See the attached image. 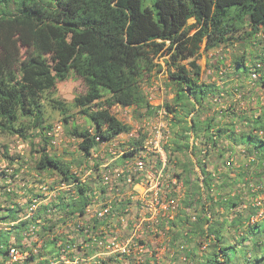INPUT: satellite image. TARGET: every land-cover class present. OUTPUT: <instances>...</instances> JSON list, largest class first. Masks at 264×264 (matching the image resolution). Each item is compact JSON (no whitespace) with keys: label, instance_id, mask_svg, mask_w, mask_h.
<instances>
[{"label":"trees","instance_id":"trees-1","mask_svg":"<svg viewBox=\"0 0 264 264\" xmlns=\"http://www.w3.org/2000/svg\"><path fill=\"white\" fill-rule=\"evenodd\" d=\"M260 35H264V0H0V136L39 138L36 153L40 160L36 168L73 180L72 164L47 152L53 126L45 125V107L62 115L67 133L80 141L83 153L90 155L100 141L131 133L132 126L113 113L115 107H135L139 117L161 109L151 105L146 87L162 70L158 59H164L173 94L171 102L164 104L174 117L170 125L174 137L167 147L170 170L187 187L182 210L172 223L177 236L174 246L185 241L189 217L184 209L190 203L200 205L201 211L189 232L198 240V250L206 245L197 258L186 250L181 264H257L264 260V253L261 258L252 259L234 254L246 242L252 244L254 251L264 252L262 238L250 237L252 233H264V225L244 223V214L234 201L222 203L226 210L235 208L229 218L231 226L227 225L228 219L218 216L215 205L210 208L211 217L205 214L199 178L193 173L199 152L192 148L191 136L200 138L203 131L208 133L214 126H222V120L230 116L233 118L225 126L233 132L237 125L264 131V111L258 117H244L231 110L221 115L212 113L211 99L221 90L201 81L199 63L203 52L226 50L233 45L246 48L256 43ZM246 61L244 53L234 59L247 75L250 67ZM259 61L264 65V56ZM261 73L260 83L264 86V68ZM72 74L85 86V92L75 97L73 107L88 121V128L77 125L70 108L58 97V82L68 80ZM138 110L145 112L142 115ZM239 138L250 142L264 156V137L251 132ZM4 149V158L10 164L15 162L8 148ZM261 160L259 170L264 172ZM7 177V172L0 170V179ZM210 183V177L204 178L206 186ZM79 189L85 192L84 187ZM208 199L211 201L212 197ZM86 200L82 195V207ZM17 213L18 210H11L14 221L19 220ZM226 226L231 229L227 237ZM29 227L30 221L25 220L13 230L18 235ZM42 229L46 235L41 233L45 241L43 259L31 256L27 264H63L59 262L64 247L59 246L62 237L52 235L51 226ZM11 247L24 248L20 242L11 244L9 234H0L2 264L8 261ZM118 263L116 257L101 262Z\"/></svg>","mask_w":264,"mask_h":264},{"label":"built area","instance_id":"built-area-1","mask_svg":"<svg viewBox=\"0 0 264 264\" xmlns=\"http://www.w3.org/2000/svg\"><path fill=\"white\" fill-rule=\"evenodd\" d=\"M260 36L264 38V35ZM248 66L250 73L244 76L243 82L231 88L227 82L240 78L235 65L223 62L217 67L209 66L206 71L208 81L204 83L215 84L221 90L211 99L213 112L221 115L227 110L232 111L253 94L251 100L259 103L255 117L262 114L264 86L260 81L264 65L257 61ZM231 75L235 76L231 78ZM226 97H232L233 102H224ZM127 109L122 106L114 108L116 113ZM232 113L235 114L236 110ZM170 117L165 108L144 116L141 123L134 126L135 133L143 137L139 145H129L118 136L110 141H100L90 155L82 152L83 168L71 173L73 180L62 177L57 187L44 182L40 175L35 176V184L24 182L17 191L9 186V193L19 195L28 202L19 222L30 221V227L24 233L30 246L22 249L11 247L5 264H27L31 256L39 261L43 259L41 253L45 241L41 238V230L45 224H41L42 216H38L41 211L43 215L57 211L62 214L59 221L63 227L58 235L62 237L59 246H64L59 259L63 264H101L110 257L132 259L135 264H158L160 255L167 251L166 241L174 235L172 223L182 210L187 192L183 181L170 170L167 151L172 139ZM250 129L249 126H234L233 132L227 126H214L210 132L204 133L207 134L206 139L191 136V146L199 152L194 159L196 166L193 172L199 173L202 178L204 212L208 217H211V206L215 205L218 216L222 218V203L234 201L239 204L238 209L243 212L245 223L264 225V172L259 170L264 156L253 148H250L251 151L248 148L234 149L236 138L243 133L252 132L260 138L264 137V131ZM62 130L61 125H56L49 132L53 138L51 145L60 141L58 138ZM238 155L243 157L241 163ZM234 170L239 172L232 176L234 182L224 191L223 174L232 175ZM206 177L211 179L208 186L204 184ZM81 187H84V193L80 191ZM82 195L87 199L84 207L79 202ZM209 197H212L211 201ZM234 209L230 208V213ZM184 210L189 223L184 232L185 241L179 247L182 252L189 250L188 242L193 239L189 230L191 224L198 221L201 206L190 203ZM2 225L0 215V231ZM262 242L264 248V240ZM205 249L206 245H203L200 250ZM249 257L252 255L249 254Z\"/></svg>","mask_w":264,"mask_h":264},{"label":"rangeland","instance_id":"rangeland-1","mask_svg":"<svg viewBox=\"0 0 264 264\" xmlns=\"http://www.w3.org/2000/svg\"><path fill=\"white\" fill-rule=\"evenodd\" d=\"M193 21H190L192 23ZM258 41L252 45H248L246 48H240L238 45L230 46L226 50H217L212 52L213 54L209 55L207 52H204L201 55L200 62L203 64L201 80L202 82H207V70L210 68L209 66L217 67L218 65L226 62L227 64L236 65L234 63V59L237 56H241L243 53L246 54V59L252 60L254 62L259 61L261 56H264V38L259 36ZM209 60V61H208ZM162 66V70L156 73L153 77L152 85L146 87V92L149 94L150 103L151 101L161 100L160 108H165L164 104L167 102H171L172 98V80L168 76L167 73V66L165 65L164 59H158L157 61ZM260 62V61H259ZM241 71L244 72L243 69ZM58 97L62 102L67 104L70 108L69 113L74 115L73 120L77 123L78 126L83 128H88L89 123L88 121L83 118L82 116L78 115V109L73 107L74 99L77 95L83 94L85 92V86L82 80L72 74L70 78L64 82H58ZM137 109H127V110H120L121 113L119 114L113 110V113L119 118V120L132 124L133 126H138L143 117L138 115ZM46 116H45V125L51 124L53 128L56 125H61L63 130L61 135L59 136V142L56 145H50L48 147V153L50 155H56L58 158L63 160L64 162H68L72 164V171L71 173L74 174L75 171L81 170L83 167V155L82 151L79 149L80 141L73 139L66 131L65 125L62 122V115L57 112L51 111L49 108L45 107ZM173 115L169 119L170 125L173 122ZM218 120H221L220 118ZM33 131H30L29 134H32ZM205 131L202 132L203 135H200L201 138H207V134H204ZM174 134H172V138ZM40 143V139L37 138L36 140H25L18 136H0V170L5 171L8 174V178L0 179V215L1 211H3L10 201H14L15 203L21 202L24 207H27L28 202L27 200H23L20 196H9V192L7 189L9 186H12L15 191H17L24 182H30V184H35L34 178L36 175H40L44 182H47L51 186L57 187L62 182V177L53 171H40L36 168L38 161L40 160V154L36 153L38 150L37 145ZM170 145V143H169ZM4 147L8 148V152L10 156L15 158V162L10 164L7 161L5 156V149ZM84 174V172H82ZM16 176V177H15ZM229 187V185L227 186ZM81 200H79L80 202ZM78 203V201H77ZM76 203V204H77ZM87 203V201H86ZM75 206V202L72 203ZM197 212V211H196ZM69 212H67L68 214ZM61 212L57 211L50 215H43L41 224H45V226H51L53 228V233H58L59 230L63 227V225L58 223V220L61 216ZM3 215H1V218ZM42 224V225H43ZM43 228V227H42ZM41 233L44 235L45 232L41 230ZM250 237L253 240H257L259 238L264 237L263 234L260 233H252ZM30 245L28 244V247ZM251 250L254 258L262 257L264 252L254 251L252 247H249L248 250ZM244 253L243 250L239 249L234 255L238 258H242L241 255ZM162 264L166 263V260L163 258L160 261ZM160 263V264H161ZM118 264H135L134 260H121L119 259ZM264 264V260L260 263Z\"/></svg>","mask_w":264,"mask_h":264},{"label":"crops","instance_id":"crops-1","mask_svg":"<svg viewBox=\"0 0 264 264\" xmlns=\"http://www.w3.org/2000/svg\"><path fill=\"white\" fill-rule=\"evenodd\" d=\"M223 51V50H222ZM212 52L214 51H210V52H207L209 55L213 54ZM204 53V52H203ZM202 53V54H203ZM209 61V60H208ZM200 65L202 66V69H203V64H201V62L199 61ZM255 62L252 61V60H248L246 61V65H253ZM241 69H243L242 67H238L237 65H235V71H237L238 75L240 76L239 80H236L234 81V79H232L233 81H230V82H227V85L229 86V88H231L233 85H236V84H239V82H243V78L244 76H246V73L245 71H241ZM244 70V69H243ZM233 76L235 75H231L230 77L232 78ZM253 94L248 97V98H245L244 101L242 100L237 106L236 108L232 109L231 112H234V110H236V113L235 114H238V113H241L244 115V117L249 114L251 115V117H255L256 114H257V110H258V102H255V101H252L251 98H253ZM171 98L173 99V94L171 95ZM160 102L161 100H156V101H151V105L152 106H159L160 105ZM224 102L226 103H232V97H226L224 99ZM228 105V104H227ZM230 105V104H229ZM240 111H239V109ZM128 109H136L135 107H131V108H128ZM139 112H141V114L143 115V113L145 111L143 110H138ZM121 113V111L119 110V114ZM213 113V111H212ZM229 113V112H227ZM228 115H231V113H229ZM117 117V116H116ZM118 118V117H117ZM232 116H230L229 118H225L222 120V126H225V124H227L228 122H230L232 120ZM119 119V118H118ZM236 120V119H235ZM234 120V122H236ZM247 124V123H246ZM132 126V130H131V133L129 134H123V135H120L119 138L124 140L125 142L129 143L130 144H136L137 141H140L143 139V137L140 135L138 136L137 133H135V129H134V126L132 124H130ZM221 126V125H220ZM237 126H241V125H237ZM246 126V125H245ZM236 147V148H235ZM235 147L234 149H237V150H240V149H243V148H253L252 147V144L250 142H248L247 140H244V139H241L239 138L238 140H236L235 142ZM222 157H224V155H222ZM238 159H239V163H241L243 161V157L241 155H238ZM119 163V162H118ZM222 165H223V162H222ZM238 170H234V172L232 173V175H230L229 173H224L223 174V178H222V183L224 184V191H227L228 188L227 186L228 185H232V183L234 182V179L232 176H235L238 174ZM198 178H199V183H200V186L202 187V178L200 176L199 173H196V172H193ZM201 191H202V188H201ZM203 195V194H202ZM24 205L21 204V202H18V203H15L14 201H10V204H8V206L3 210L1 211V215H3L2 217V222H3V225H2V230L0 231V234H4V233H7L10 235V242L11 244H17L18 242L21 243L22 246H25L28 247V242L25 240L24 238V233H21V234H16V232L13 230L14 226H16L18 223H19V220H20V215L23 214L24 212ZM11 210H18V213H17V217H18V221H14L13 219H11L12 217L11 216ZM231 211L230 210H226V208H224L222 206V216L223 218L228 219L229 220V224L227 225H230V219L231 216H233L234 212H235V209L233 210V213H230ZM39 217L40 216H43V213L41 211V214L38 215ZM58 223L60 224L59 220H58ZM245 223V222H244ZM262 224H260L261 226ZM208 226V225H207ZM231 226V225H230ZM180 229V228H179ZM61 232V230H59ZM64 231V230H63ZM225 231V236L227 237V232L229 233L228 236H230V232H231V229L229 228V226H226V228L224 229ZM60 232L57 233V236L59 238H61L60 235ZM260 234H263L264 236V233L263 232H260ZM64 237V236H63ZM175 237H177L176 235H172V237H170V240H167L166 243H165V246L167 248V251L166 252H163L162 255H160L161 257L158 258L157 262L158 264H160L161 260L164 258L166 260V263L165 264H181L183 260L186 259V252H182L180 250V245L178 246H174V239ZM196 238L193 237V239L190 241V246L188 245L189 248V251L191 250V252H194L195 254V258H197V254L198 256H201L202 252H200V250H198V247L196 246V243L198 240H195ZM227 239V238H226ZM262 240H264V237H262ZM181 243H183L184 241L180 240ZM177 242V241H176ZM30 245V244H29ZM244 247V248H243ZM249 247H252V244L251 243H245L242 247L239 245L238 246V250L241 249L244 251V253L241 255L242 256H245L249 259H252L254 257L252 251L248 248ZM22 249V248H21ZM249 254L252 255V257H249ZM2 259H3V256H0V264H2ZM263 261V260H262ZM262 261H260L259 263L257 264H260ZM162 264V263H161Z\"/></svg>","mask_w":264,"mask_h":264}]
</instances>
